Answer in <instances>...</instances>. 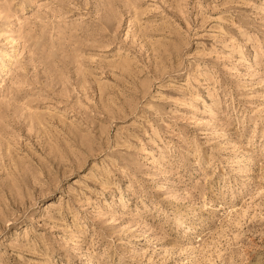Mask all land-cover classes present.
Listing matches in <instances>:
<instances>
[{
  "label": "rangeland",
  "instance_id": "374dc122",
  "mask_svg": "<svg viewBox=\"0 0 264 264\" xmlns=\"http://www.w3.org/2000/svg\"><path fill=\"white\" fill-rule=\"evenodd\" d=\"M0 264H264V0H0Z\"/></svg>",
  "mask_w": 264,
  "mask_h": 264
}]
</instances>
